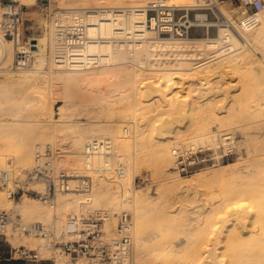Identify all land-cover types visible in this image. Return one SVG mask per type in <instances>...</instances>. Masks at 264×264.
Here are the masks:
<instances>
[{
  "label": "bare ground",
  "instance_id": "1",
  "mask_svg": "<svg viewBox=\"0 0 264 264\" xmlns=\"http://www.w3.org/2000/svg\"><path fill=\"white\" fill-rule=\"evenodd\" d=\"M32 1H35V0H32ZM152 1H157V0H93V2L91 0H74L71 4L70 3L68 4V2H67V4H65L66 6L63 8V12L60 11V14H59L61 19L59 20V18H58L59 16L58 17L56 16L58 18V22L54 21L55 23H53V26L51 28V29H53L52 30L53 31V37H52L51 53H50V55L53 56L51 58V60L53 59V61L50 63L51 69H52V75H51L50 79L48 80V82L46 79H45L46 81L43 80L44 83L41 82L44 85L43 87H46V88L48 87L51 89L52 87L56 86V84H55L56 82L58 84H60L61 89L63 90V93L60 95L58 94V96L56 93H55L56 95L55 94L54 95H55V97L57 96L59 100L63 101L65 103L66 107L67 106L70 107V108L67 107V109L68 108L71 109V106L76 105V102L78 100H80L79 99L80 93L82 94V96H84V94L86 93L85 92L86 90L83 89V86L85 88V84H86L85 82H87V81L92 82L94 80L96 81L97 78L100 80L102 78V74H104L105 76L110 75L112 77L113 76L116 77V78L113 77L114 81H115V79H118L120 82L117 81L118 82L117 83L116 81L114 82L112 80L113 82L112 81L111 82L113 83V86H115L116 89H119L122 86V88H124L127 91L123 92V94H120L119 96L117 95L118 100H119V101L118 100L117 101H118V103L121 102L120 103L121 106H119L118 103H116V106L118 104L117 107H120L119 111L122 110L121 112H118V113L115 112L117 110L116 108L113 109L114 108L113 103H115V102L112 103V101L109 100V99H112L109 96H112L113 94L112 95L108 94V96L105 97L107 92H106V94L104 92H102L105 95L104 97L107 99L105 101V99H103V95L101 94L104 102L101 101L103 103L100 102L101 105L99 103L100 106L96 107L95 113L99 114V115L95 114L94 116H92V119L89 120L90 123L87 122L88 125H86L87 127L86 126L85 127L87 128L89 133L87 131L86 136H84L81 132H79L80 128L79 129L77 128L79 130L78 132H76L72 136H69L68 138H65V136H62L59 133L60 132L59 129H58L59 131L58 130H51L52 129V128L50 129L51 126L48 127L47 125H46L48 127V128L46 127L47 129H43V127H45L43 125V127L40 130H38V132L41 130L42 131L40 132L39 135H36V137H34V138H37L36 140L34 138H30V137H29L30 138L29 139L28 138L29 134L28 135L23 134L22 135L23 139H21L22 143H20V145H22V147H20L21 148L20 151L18 153H16V151L14 150L15 153L13 151H11L12 153L10 152L9 154L13 155V153H14V155H15L14 157H18V159L21 160V163L25 162V166L22 164L25 168L28 164H29L28 167H30V165H32V161L34 160L35 148L37 147V145H36L37 143H45V141H47V142L50 141L48 143H51L54 146H56V144L59 141V144H57V145L61 146L60 141L62 140L63 144L65 141L66 142L69 141L68 143L70 145H67V146L70 147L71 151L66 152L63 150L64 155L62 156V158H60L61 159L60 162L62 163L61 166L65 163V160L67 158L66 156H70V157L74 158L73 162H75V165H74L75 167H73L71 165V162H68V160H66V164L67 163L70 164L67 167H69V169L73 173L80 175L83 172V171L82 172H80V171L84 167L83 166L84 162H82V159H81V158L84 159V157H83L84 154H83L82 148H84V145L89 140L110 138V139H113V141L115 142L114 139L118 138L119 141H117V144L120 146L121 149H124L126 147L129 148L128 147L130 145L129 141L127 139H125V137H122L120 134H124L123 136H125V134H126V136H128V138L132 137L131 134H133L134 131L133 132L131 131V129H132V125H131L132 122L131 121H136V120L142 119V122H145V124H146V130L147 129L150 130L151 128L152 129L157 128L158 122L160 121L159 118L163 115L168 114L169 111L179 112V109L176 107L175 101H173L174 99L172 100V98H174L175 95L171 96L169 98V100L167 101L170 109H168L167 111L164 112L163 110L160 111L162 108L160 110H158L160 108L161 101L163 102V100H162L163 96L157 95L160 98L156 97V99H155L152 97L150 100H147L148 99L147 96L149 94L150 95L153 94V93L149 92V94L146 96L147 102H142L141 101L142 98H140L139 96L141 94L145 95L143 90H145V89L148 91L153 90L154 92H161V94H162V93H164V91L161 88L172 87V86H174L172 83L173 81L178 80V78L179 79L182 78V81L188 80V82L190 83L189 84L187 82L189 92L193 93L195 91V92H198L197 94L200 97L204 98L206 96L205 98H208L209 92H211L213 89H212V87H208V86L206 87L205 86L209 83L208 81H206V75L205 74L208 73L210 75L211 74L210 72H212L215 69H220L221 71H224V69L226 67H233V69L235 68L236 72H238L241 70L240 66H244L242 64H246L247 61L251 59V58L249 59V55L251 54V56H253L251 53L253 50H251V52H249L250 54L248 55L249 49H246L247 47L244 46L246 44L242 45V43L236 38V36L233 35V32H230V30L228 28H221L220 32H219V34H220L219 37L214 38V39L190 38V37L189 38H183V39H180V38L179 39H177V38L176 39H172V38L171 39L170 38L169 39H163L161 37V35H159L158 33H153L152 31H150V28L148 27L147 5L149 2H152ZM90 2H92V4L94 3V5L91 6L92 4ZM195 2H197V0H195ZM201 2L203 3L202 0H200V4H201ZM198 3H196V4H198ZM28 4H29L28 2H26L24 0L22 1V5H28ZM167 5L178 7V5L176 4V1H174V0L168 1ZM202 5L203 4H201V6ZM57 15H58V13H57ZM255 15L260 20L259 26L254 30L244 31L243 35L245 37V40L248 42V44L252 43L253 47L255 46V48L260 49V47L262 45H264V8L260 9V11ZM154 26H155V23H153V27ZM33 40L36 43H35V45H33L32 54H42V53L44 54V51H43L44 48H43L40 40H38V39H33ZM261 49H262V47H261ZM254 51H255V49H254ZM263 53H264V51H263ZM43 56L45 57V55H43ZM14 57L15 56H14V50L12 47V41H8V40H5L3 37H0V63H3V64L7 63L8 64V62L10 63V61L11 62L13 61ZM41 59L43 60L42 61L43 63L45 61H47V60L43 59L42 56H41ZM39 62H41V60ZM42 62H41V65H43ZM250 64L252 65V63H250ZM258 64L260 65L261 63H258ZM262 64H263V62H262ZM25 69H27V68H25ZM25 69H20V70H25ZM247 69H249V68H247ZM220 70H219V73H220ZM257 71L259 72L258 69H257ZM28 72H30V71H28ZM100 72H102V73H100ZM139 72H144V73L138 74ZM151 72L152 73L157 72V75H158V73L159 74L161 73L162 74L161 78L163 77L164 81L159 79L157 84L154 86V85H149V84L155 82V80H151L154 82L150 81L151 83L149 82V84L146 85L147 82L146 83L144 82L146 77H144V79L142 77L147 76V74L151 73ZM232 72H234V71H232ZM260 72H261L260 73V75H261L260 80L262 79L261 80V82H262L264 80V64L260 65ZM21 73H23V72L21 71ZM217 73H218V71H216V73L214 72V75ZM222 73H224V72H222ZM247 73H249V72H247ZM26 74H27V72L23 73L24 76L21 77V79H20L21 81H20L19 85L15 86L13 89L11 88L12 89L11 93L16 94V95L12 94L13 97H12V99L10 98L12 100V102L10 101L11 103L14 102L13 99L16 100V98L20 97V95L22 97V95H23L22 93L27 94V92H28V94H29V92H31L32 90H34V89L36 90L39 82L37 83L36 81H34L35 79H31V75L27 76V75H29V73L27 75ZM151 74H150V76H151ZM251 74L252 73H250V75ZM203 75H205L204 78L202 77ZM214 75H213V77H214ZM222 75H224V74H222ZM99 76L101 78H99ZM105 76H103V77H105ZM110 76H108V77L110 78ZM225 76H227V75H224V77ZM138 77H140V80H141L140 82L138 81ZM155 77H156V74H155ZM245 77H247V78H245ZM245 77L243 76L242 78L240 77L238 79L242 80L243 78H245V80L247 79V81L249 82L248 79H250V78L252 79L253 74H252V76H249L250 78L248 77V74ZM32 78H34V77H32ZM109 78H106V80H108ZM219 78H220V76H219ZM102 79L104 80V78H102ZM148 79L149 78H147L146 80H148ZM198 79H199V83H200L202 88L196 87V85H197L196 81ZM26 80H31V81L25 82ZM103 80H100V82H103ZM110 80H111V78H110ZM258 80H259V78H258ZM258 80H256L257 83H261L260 80H259V82H258ZM256 81H254V83L251 81V83L255 84ZM104 82H106V81L104 80ZM228 82H230V81H228ZM36 83H37V86L35 85ZM107 83L109 84L110 82H107ZM214 83L216 84V82H214ZM237 83H238V81H237ZM31 84H32V86H29ZM91 84H98V83L94 82ZM210 84L211 83H209V86H210ZM179 85L181 86V82ZM41 86H42V84H41ZM113 86H110L109 89H111V91L113 93H115V92L117 93V91H119V90H115V88H114V90H115V92H114L113 89L111 88ZM218 86H219V84H218ZM214 87H215V85H214ZM216 87H217V84H216ZM263 87H264V81H263ZM38 88H40V85ZM38 88L36 91L39 90V92H40V89H38ZM142 88H143V90H142ZM219 88L217 90H219ZM223 88L224 87H222V89ZM258 88L260 89V91L263 95L264 94L262 92L263 88L261 86ZM29 89H30V91H29ZM168 89H170V88H168ZM42 90H44V88ZM146 90H145V92H147ZM167 90H165V91H167ZM181 90H183V88ZM220 90H221V88H220ZM36 91L34 93H37ZM50 92H51V90H50ZM83 92H85V93L83 94ZM121 92L122 91H120V93ZM189 92H188V94L190 95ZM219 92H221V91H219ZM32 93H33V91H32ZM75 93L77 96H75ZM180 93H182V91ZM155 94H157V93H154V95ZM257 94H258V92H257ZM260 94L257 96V98H255L256 101L258 100V97L260 96ZM17 95H18V97H16ZM98 95H100V94H98ZM150 95H149V98H150ZM212 95H213V93H212ZM10 96H11V94H10ZM108 97H109V99H108ZM112 97H114V96H112ZM117 97L116 98L114 97V100L117 99ZM75 98L78 100H76ZM100 98H99V100H100ZM6 99H5V101L9 100V99H7V100ZM84 99H85L84 97L83 98L81 97V100H84ZM144 99H145V97H144ZM261 99L263 100L264 97H262ZM259 100H258V103H259ZM164 101H166V100H164ZM194 101L195 100H193V102ZM8 102L9 101H7L6 104ZM40 103L41 102H38V104H40ZM211 103L212 102L208 101L207 103H203V104L201 102L198 105H196L195 103H194V105H193V103H192V105L190 104V111L188 113L189 117L191 118L190 123H191V126H193V127L195 126V128L197 126V128H196L197 130L194 128L197 134L193 133L194 135L191 136V139H193V140L191 142H186V143L187 144L191 143L194 146H195V144H197L196 146H198L199 143L202 145H206V146L208 144L210 146V149L215 151V153H213L214 154L213 155L214 156L213 157L214 162L217 163V165H219V164L221 165L223 163L224 157H223V155L220 154V151H219L220 150V147H219L220 143L217 139L218 137L216 138V134L213 135L214 132L211 133L210 129L212 127H208V126L211 125L213 122H219L220 121V122H222V127H223L224 126L223 122L226 119V117L228 116L227 113H229V115H230L229 109H230V107L232 108V106H230L227 109V111H228V112L226 111L227 116H225L224 118L223 117L219 118L213 112L212 107H214V106H212ZM3 104L5 105V107L7 106L5 103H3ZM3 104L1 103V105H3ZM9 104H8V106H10ZM255 104H252V107L251 106H249V107L253 108V107L257 106ZM1 105H0V107H2ZM253 105H255V106H253ZM15 106H16L15 103H13V106L11 105L12 108L8 107V109H11V111L13 110V112L11 113L13 116L10 114L11 111L9 113H7V115L9 114V116L11 115V117H14L13 121L15 122V124L18 123V126L17 125L16 126L18 128H20L19 126H22L23 122L21 123L20 122L21 118L19 119L18 117L23 116L25 118V116H24V114L26 113L25 111H27V109H30V108L27 106L26 109L24 107L20 111V109L17 107H16V109L13 108ZM34 106H33V109H35L36 107H39V108L44 107L46 109V107H47L46 103H42V104H40V106L37 105L35 108H34ZM62 107H63V105L60 107V110L61 109L63 110L66 108V107L65 108H62ZM77 107H76V109H77ZM262 107H264V105ZM262 107H259V108H261V113L257 107V110H259V112L257 110H255L258 112L256 114V116L257 115L262 116V114L264 113V112L262 113V110H263ZM39 108L35 109L36 112L40 111ZM44 108H42L43 110H41V111H44L45 110ZM0 110H1V108H0ZM2 110L3 111H1L0 114L4 113L3 115H5V113L9 111V110H7V107H6V109H3V107H2ZM4 111H6V112H4ZM97 111L100 113H98ZM141 111H142V116H138V114L141 115V113H139ZM23 112H25V113L23 114ZM62 113H64V112H62ZM62 113H61V115H63ZM115 113H116V115H115ZM180 113L182 114V111H180ZM28 114L29 113H27L25 119L27 120L28 119L27 117H29V116L31 117L30 119H32L31 114H33V112L30 113V115H28ZM38 114H41V113H38ZM65 114H66V112H65ZM253 114H254L253 112H252V114H250L251 118L253 117ZM155 115L159 116V118L155 119L154 118ZM16 116H18V117H16ZM259 118L260 117H258V119L257 118L256 119L259 120ZM5 120H8V119H5ZM30 122H28L27 124L29 125ZM136 122H138V121H136ZM19 123H21V125H19ZM260 124L261 123H259L258 125L260 126ZM263 125L261 124V126H263ZM6 126L8 127L10 125L9 124L0 125V129L3 130V127L6 129ZM26 126L27 125H25V127ZM33 126H35V125H33ZM11 127L9 129H11ZM29 127H30V125H29ZM31 128H32V125H31ZM35 128H33L32 130H34ZM39 128L40 127H38L37 129H39ZM124 128H127V130L126 129L124 130ZM27 129H29V128H27ZM232 129L233 128L230 127L226 130L227 131L225 133L226 137L224 139H222L223 138V137H221L222 135L219 136V138L222 139L223 144L225 143V141L227 142L228 140L234 139L235 133ZM257 129L258 130L261 129V130H259V132H256L257 130H255L256 134H255V132L254 133L251 132V133H253V135H251V136L249 135V137L247 139V141L249 143L248 146L250 148L248 157L250 159L248 162L246 161L248 164H246L245 167L243 166L245 168L246 175L249 177H254V179L252 181H249V182H242V184L238 187L236 185H232L233 188H232V186H230L229 189L223 190L220 194L221 199H222L220 201L222 203L220 201H219L220 203L219 202L217 203V204H220L219 205L220 207H222L221 211L224 210V212L227 213L226 215H228L229 217L226 216L227 218H225L223 216L225 214L224 213L223 215H221L222 218H220L219 220L215 219L216 221L214 223H211L212 222L211 219L207 218V226L209 225V228L207 229L208 233L207 232H205L207 234L202 233L204 231L200 230L201 231L200 233L203 234V235L200 234L201 235L200 238H199L198 233H197L198 237L192 236L189 233V231H191V229H189V227H187L189 230L186 227L184 229H182V234L186 231V229L188 230L189 234H187V235H189V238H190L189 242L186 240L187 244L184 245L185 246L184 249L188 250L187 253L189 255H187V256L193 257L190 261L185 260L186 262L189 261V263H187V264H264V178L262 177L264 175V151H263L264 148H263V150L261 149L264 146V128L258 127ZM32 130H31V132H32ZM179 130H177V131H179ZM38 132L37 131L32 132V135L34 136ZM138 132L139 131H137V133ZM33 133H35V134H33ZM143 134L145 135V133H143ZM141 135H142V133H141ZM174 135L176 136V134H174ZM244 135H245V133H244ZM247 135L248 134H246V136ZM30 136H31V133H30ZM136 136L139 138H137ZM136 136H135L136 137L135 139L137 141H140V145L142 143V145H143L142 148H143L144 147V143H143L144 139L143 138L145 136L144 137L141 136V137H143L142 139L140 138L139 135H136ZM175 136H174V138L176 139V137L178 135L176 137ZM178 139L179 138H177V140H175V141L177 143H181L180 140H178ZM23 140H25L24 144H23ZM36 141H38V142L36 143ZM222 141H221V143H222ZM12 142L13 141H8L7 144L11 143V147H12V145H14V144H12ZM168 143H170V142H168ZM170 144H168L169 147L172 146ZM225 144H227V143H225ZM227 145H225V146H227ZM245 145L247 147V144H245ZM60 146H59V148H60ZM153 146H155V144ZM155 147L156 148H155L154 157H155L156 163L159 165L160 168H162V167H165V168L168 167L169 168L166 170V177L167 178L165 181L166 182H168L169 180L173 181V182L176 181L179 185L180 184L181 185L186 184L187 181H185V182L182 181L183 177H180L179 175H177L176 172H175L176 174L174 175V171L171 170L172 165L174 164V154H176L174 152V150L171 151V148H169L167 146V144L164 143V141L162 143L157 144V146H155ZM9 148L10 147H8V149ZM207 148H209V147H207ZM249 148H247V150ZM60 149H62V148H60ZM153 150H154V147H153ZM172 152H173V154H172ZM153 153H154V151H153ZM0 154L3 155L1 152H0ZM63 157L64 158L66 157L65 160ZM96 158H99V159L104 158V162H105L104 166L105 167L104 166L102 167L101 165L99 167H97V166L95 167L94 164L97 161ZM123 158H124L123 154L119 153V150H117L116 147H115L114 154L112 156H95L92 158H88L90 161H86L87 164H85V167L83 168V170L87 166L88 167L91 166L90 168L92 169V172L94 171V173H92V174L95 175V178H94L95 179V186L93 187L94 189H93L92 193H90V196H91L90 199H92V200L86 201L85 197H82L80 199V197L76 194H64L63 195L64 197L65 196H73V197H66V199L61 201V204L63 203L61 205V208L67 209L69 207V208H79L80 209V208H83L84 207L83 205L86 203H90L93 207H95V205H97V204H104L106 206L110 205L111 207L116 206V210L120 209V207L126 208L129 205L128 204L129 200L132 197V192H133L132 183H134L133 182V179H134L133 176H135V175L131 176L132 173L130 174L128 171H126L127 173H129L128 175L126 174L125 171L122 172L121 177L122 178L124 177L123 180L125 181V183L124 182H121L122 184L118 183L121 186L123 185V188H121L122 191L119 188L121 186H119V187L113 186L114 179H113V181H110L109 179H107V181H106V178L107 177L109 178V176H108L109 174L107 175L106 178H104V175H106V172H108V167H109V169L111 168L110 166L114 167L116 160H122ZM15 159L17 161L16 165H18V164L20 165L21 164V163H19L20 160H18L17 158H15ZM3 160H5V159H3ZM8 160H10V159H8ZM6 163H7V161H6ZM33 163H34V161H33ZM245 163L243 162L244 165H245ZM4 164H5V161H4ZM108 165H110V166H108ZM21 169H23V168H21ZM102 171L105 172L104 175L101 173ZM235 171L237 172L236 169H233V170L230 169V177L232 175L236 176ZM242 172H238V173H242ZM125 174H126V177H128V178L125 177ZM110 176H112V175H110ZM208 176L209 175L206 172L199 173L198 175H196V177L194 176V178L191 179L192 185H195L198 182L205 181L208 179L207 182L208 183L210 182L208 185H210V184L213 185L214 183L215 184L218 183L217 186L220 185L219 187L223 188V186H225L226 183L231 182L233 180L232 178H234V180L237 179V176L236 177L233 176L231 178L228 177L229 178L228 179L225 175V172L221 171V170H214L211 177H208ZM121 177L119 179H122ZM119 179H117V180H119ZM125 179H127V180H125ZM116 183L117 182H115V184ZM2 194L3 193H1V195H0V207L6 206L7 209L10 207H13L12 203H10L9 201H6V198L3 196L4 194L3 195ZM6 195L7 194H5V196ZM133 196H134L133 200L136 202L135 203L136 218H139L142 207L144 206L143 205L141 207V205L143 203L147 202V200L145 199L146 196L143 197V196H140L137 194L133 195ZM23 198H22L21 202L14 203V206H15L16 211L19 214H22L24 225H31V224L38 222L37 220L43 221V219H45V221H47L49 219L48 221H51V226H53V224L55 227H59L58 225H61V222H60V224L58 223L60 221V220H58V218H56V219L52 218V216H53L52 210L47 211V210H44V208L41 209L42 205L40 204L39 200L31 198L30 199L31 201H30V200H28L29 198L28 199L25 198L24 200H23ZM238 199H240V201H236ZM7 200H9V199H7ZM132 203H134V202H132ZM85 206H87V205H85ZM171 206L173 207V205H171ZM59 208H60V205H59ZM84 208H86V207H84ZM167 208H169V207H167ZM83 209H82V211H85ZM89 209H91V208H89ZM91 211H93V209ZM112 213H111V215L114 214V213L113 214ZM85 216H88V214ZM110 217L109 218L113 221L114 220V219H112L113 216H110ZM115 219H116V217H115ZM109 222H108V224L106 223V225L111 226V224H109ZM113 223L114 222H112V224ZM228 223H230V224H228ZM210 224H212V225L210 226ZM53 229H54V227H53ZM106 229H111V227H108ZM114 230H116V229H114ZM56 231H59V230L56 228ZM111 231L112 230H110L109 232H111ZM109 232H108V234H109ZM180 232H181V230H180ZM111 233L114 234V232H111ZM111 233H110V235H113ZM186 233H184V234H186ZM14 234L12 236H14ZM68 236L70 238H74V236L72 234H68ZM190 236H192V238ZM23 237H25V236H23ZM18 238H20V236L18 237V235H17L15 240H18ZM26 238L27 237L21 238V240L24 241V239H26ZM195 238H197V239H195ZM46 240L48 241V239H46ZM28 241H30V240H27V242ZM31 241H32V239H31ZM47 241L41 239L39 241L40 243L38 241H37L38 243L36 242L37 245L39 244L38 246L40 248V253L42 255H44V254L46 255L48 253ZM49 241H50V239H49ZM179 241H180V239H179ZM183 242H184V239H182L180 242H178L177 246L181 247ZM15 243L17 245L20 244V242L17 243V241L16 242L14 241V244ZM137 250H138V252L137 253L135 252V255H137V256L134 255V257H136V258H138L139 256H141L143 254V253L141 254L139 249H137ZM143 256L145 257V255H143ZM143 256H141V257H143ZM136 258H135V260H136ZM139 259L140 258L137 259V261H136L137 263L139 262ZM139 264H142L141 259H140Z\"/></svg>",
  "mask_w": 264,
  "mask_h": 264
},
{
  "label": "rangeland",
  "instance_id": "2",
  "mask_svg": "<svg viewBox=\"0 0 264 264\" xmlns=\"http://www.w3.org/2000/svg\"><path fill=\"white\" fill-rule=\"evenodd\" d=\"M6 1L7 2L14 1L17 4L23 6V8H24L25 25H24V31H23V44L29 43V42H31L33 44L34 43L33 39H38L42 43V46L44 48V50H43L44 54L43 53L42 54H33V61H32V64L30 65V67H28L25 70H20L17 67V52L20 48L14 42H12V47H13L14 56H15L13 61L12 62L10 61V63L8 62V64L7 63H5V64L0 63V101H1L0 105H1V103L6 104V102L9 101L6 104L7 110H9V111L8 112L4 111V112H6L5 115H3L4 113L0 114V125H3V124H9L10 125L8 127L6 126V129L4 127H3V130L0 129V152L3 154V155L0 154V156H1L0 162H1L2 166H7V163L9 161L14 162L16 165L17 161L15 158L18 159V157H14L15 156L14 150L16 151V153H18L20 151V149H21L20 147H22V145H20V143H22L21 139H23L22 135L23 134H25V135L29 134L28 138L29 137L34 138V137H36V135L40 134V132L42 130L39 132H38V130H40L43 127V125L45 126V127H43V129H47L49 126H51L50 129L52 128L51 130H58L59 129L60 130L59 133L62 136H65V138L72 136L73 134H75L79 130H80L79 132H81L84 136H86L87 131H88L86 128L87 127L86 125H88L87 122L90 123L89 120L92 119V116H94L96 114L95 113L96 107L100 106L101 103L104 102L103 99H105V101H106L107 98H105V97H107L108 94L109 95L113 94L112 96H114L116 98L117 95L119 96L120 94H123V92L127 91L124 88H122V86L119 89H116V87L113 86L112 82L114 81V78H116V77L113 76L114 77L113 78L110 75L105 76L104 74H102V78H104V80L106 82H104V80L100 77L101 75L99 76V78H101L100 80H103V82H100V80L98 78L96 79V81L94 80L92 82H90V81L85 82L86 83L85 88L83 86V89L86 90L85 91L86 93L83 92V94L85 93L84 96H82V94L80 93V98H79L80 100H81V97L82 98L84 97L85 99L80 101V100L76 99L77 98L76 97L75 99L78 100L76 102V105L71 106V109H69L70 107L67 106V107H69L67 109V107L65 106V103L63 101L59 100L57 97L58 94L60 95L63 93V90L61 89V85L56 82L55 83L56 86L52 87L51 89L48 87L46 88V87H43L44 86L43 80L46 79L48 82V80L50 79V77L52 75V69H51L50 63L53 61V59L51 60V58L53 56H51L50 53H51V43H52V37H53V31L52 30L53 29H51V28L53 26V23H55L54 21L58 22V18H59V20L61 19L59 14H60V11L63 12V8L66 6L65 4H67V2H68V4L69 3L71 4L74 0H35V1L24 0V1L29 3L28 5H22L23 0H6ZM91 1L93 2V0H91ZM174 1H176V4L178 5V7L193 9V10H191L192 13H208L212 19L214 18V16L212 14L211 9H209V7L212 6L213 10L216 13H219V10H220L224 15H226L231 20V22L236 27V29L233 27L230 28L229 29L230 32H233V35L236 36V38L242 43V45L246 44L244 46L247 47L246 49H249L248 55L250 54L249 52H251V50H253L251 52L253 56H251V54L249 55V59L250 58L251 59L248 60L246 64H242L244 66H240L241 70L238 72H236V69L235 68L233 69V67H226L224 69V71H221L220 69H215L212 71L213 73L210 72L211 73L210 75L208 73L205 74L206 75V81L211 83L209 86V83L207 82L208 84L205 86L206 87L207 86L212 87V89H213L211 92H209L208 98H205L206 96L204 98L200 97L197 94L198 92H195V91L193 93L189 92V89H188V83L189 82H188V80L182 81V78L181 79L178 78V80L173 81L172 83L174 86H172V87L161 88L164 91V93H162V94H161V92H154L153 90L148 91L146 89L145 90L147 92H145V90H143V88H142V90L145 93V95L141 94L139 96L140 98H142L141 99L142 102H147V100H150L152 97L155 99H156V97L160 98L157 95L163 96L162 97L163 102L161 101L160 108L158 110H160L162 108L160 111L163 110L164 112L167 111L168 109H170L167 101L169 100V98L171 96L175 95V97L172 98V100L174 99L173 101H175L176 107L179 109V112L169 111L168 114L163 115L160 118H159V116L155 115L154 118L155 119L159 118L160 121L158 122L157 128H154V129L151 128L150 130L149 129L146 130V124H145V122H142V119L136 120L138 122L131 121L132 122L131 131L132 132L134 131L133 134H131L132 137L128 138V136H126V134H125V136H123L124 134H120L122 137H125V139H127L129 141V144H130L128 146L129 148L126 147L124 149H121L120 146L117 144V141H119L118 138L114 139L115 140L114 143L116 145L115 147L117 148V150H119V153L123 154L124 158L122 160H116L114 167L112 168V170H108V172H106V175H104L105 172H103V171L101 172L104 175V178H106L107 175L109 174L108 175L109 178L107 177L106 181H107V179H109L110 181H113V179H114V181L116 180L115 182H117L116 183L117 185L113 181L114 187L121 186L120 185V184H122L121 182L125 183V181L123 180L124 177L123 178L121 177L122 176L121 173L123 171H125V172L128 171L130 174L132 173L131 176L135 175V176H133L134 177V179H133L134 183H132V185H133L132 186V190H133L132 197L133 198L131 197V199L133 200L134 199L133 195L137 194V195H140L143 197L146 196L145 199L147 200V202L145 201L146 203H143L141 205V207L143 205L144 206L142 207L139 218H136V213H135V210H136L135 203L136 202L134 200L132 201L131 199L129 200V203H128L129 205L126 208L120 207V209H117V210H116V206L111 207L110 205L106 206L104 204H97V205H95V207H93L91 204H84L83 206L86 207V208L83 207L84 209L83 208H80V209L79 208H69V207L67 209L61 208V205L63 204V203L61 204V201L66 199V197H73V196H65L64 197L63 195H58L57 198L53 200V202H49V203H45L44 201L39 200L40 204L43 206V207L41 206V209L44 208V210H47V211L52 210L53 211L52 218L53 219L58 218V220H60L58 223L60 224V222H61V225H58L59 227H55L54 224H53V226H51V221H48L49 219L48 220L46 219L47 221H45V219H43V221L37 220L38 222H44L45 224H48V226L50 227V231H49V234L47 236L30 235L28 233L27 234L15 233L16 234L15 235L11 231V235L8 238L9 242H7L5 240V238H2L0 236V264H3L5 262H7V264H13L14 261L12 258L13 257L17 258V257H19V254H20V253L16 254V252L17 251L20 252V251H23L26 249L30 250L32 252V254H38L39 258L41 260H43L42 264H74V263H72L73 260H72V257L69 255V252H65V250H63L65 244L70 243L73 240V238H70L68 236V234L64 233V225H65L66 218L70 214H78L79 216L88 214V216H89V215L93 214L95 211L96 212H99V211L105 212L108 214L109 217L113 216L112 219H114L115 221L114 220L112 221L110 219L111 217L109 218L112 222H114L113 224L110 220H107V222H106L108 224V222L110 221L109 224H111V226L106 225L107 226L106 228L111 227V229H107V231L109 232L110 230H112L111 232H114V234L109 232V235H110V233L113 235L116 234V232H115V231H117V225L116 224H118V218H117L118 216L117 215H120L122 212H130L133 215L134 225H135L134 226V233H133L134 234L135 249L136 250L139 249L141 254L143 253L141 256L145 255V257L144 256L138 257L141 259L142 264H185V263L187 264L193 258L191 256H187V255H189L187 253L188 250L184 249L185 248L184 245L187 244L186 240L188 242L190 240L189 235H187V234L190 233L194 237L195 236L198 237V235H199V238H200V236L203 235L200 233L201 232L200 230L204 231L202 233H205L208 231L207 229L209 228V225L207 226V218L211 219V221H212L211 223H214L217 219L219 220L220 218H222L221 215H223L224 213L225 214L223 216L225 218H227L226 217V216H228V215H226L227 213L224 212V210H222L223 211L222 212L221 211L222 207L219 206L220 204H217L220 200H222L221 195H220L221 192L223 190L229 189V187L232 185H236L238 187L242 184V182H249V181H252L254 179V177H249L246 175L244 167L246 166V164H248L247 162L250 159L248 157L250 148L248 146L249 143L247 141L249 135L250 136L253 135L255 130H257L256 132H259V130H261V129L258 130L257 129L258 127L264 128L263 127L264 126L263 125L264 124V113H263L264 107H262L264 105V101H263L264 99L263 100L261 99L262 97H264V94L262 95L260 89L258 88L261 86L263 88L262 92L264 93V87H263V81L264 80L262 82H261L262 79L260 80V76H261L260 75V73H261L260 72V65L264 64V53H263L264 45L261 46L262 49H261V47H260V49H257V48H255V46L253 47L252 43L248 44V42L245 40V37L243 35V32L245 30H241L240 25H239L240 21L244 17V8H241L240 4L235 0L234 1L233 0H202L203 1V3L201 2V4H203L202 6L200 4V0L199 1L197 0V2H195V0H174ZM92 2H90V3L92 4ZM196 3H198V4H196ZM93 5H94V3L91 6H93ZM262 8H264V6H260L259 8L249 10V12L250 13L255 12V11L259 12L260 9H262ZM57 13H58V15H57ZM56 16L57 17L59 16V17L57 18ZM222 28H224V27H222ZM220 29L221 28H219V27H212L209 30L206 28H200V29L194 30L193 33L188 37H171L169 35H161V37L163 39H169V38L170 39L171 38L172 39H176V38L177 39H179V38L183 39V38H189V37L190 38L214 39V38L219 37ZM0 37H2L1 34H0ZM8 41H11V40L8 39ZM254 49H255V51H254ZM43 55H45V57ZM41 56L43 57V59H45L47 61H45L43 63ZM40 60L43 63V65H41V62H39ZM261 61L263 62V64ZM250 63H252V65ZM258 63H261V64L259 65ZM247 68H249V69H247ZM257 69L259 70V72L257 71ZM219 70H220V73H219ZM21 71L23 73H25V72H27V74L29 73V75H27V74L26 75L27 76L31 75V79H35L34 81H36L37 83L38 82L40 83V84L38 83V86H37V83L35 84L37 86V88L40 85V88H38V89H40V92H39V90L36 91L37 90V88H36V90L34 89L32 91H33V93L35 91L37 93L33 94L32 91L29 92V94L31 93L30 95L28 94V92H27L28 95L26 93H25L26 95L24 93H22L24 96L22 95V97H21V95H20V97H18V95H17L16 97H18V98H16V100L13 99V101H14L13 103H15V105H16L13 108L16 109V107H17L20 109V111L24 107L26 109L27 106L30 108V109H27L28 112L27 111H25L26 113L23 112V114L25 113L24 114L25 118H26L27 113H29L28 115H30V113H32V112L34 114V115L31 114L33 120L30 119L31 118L30 116L27 117L28 118L27 120L23 116L22 117L16 116L19 119L21 118V121H20L21 123L23 122L22 126H19L20 128H18L17 127L18 123L15 124V122L13 121L14 117H11V115H12L11 113L13 112V110L11 111V109H8V107H11V105L13 106V103H11L12 102L11 99L13 97L12 96L13 93H11V90L15 86L20 84V81H21L20 79L22 76H24L23 73H21ZM28 71H30V72H28ZM216 71H218V73L214 75V72L216 73ZM232 71H234V72H232ZM222 72H224V73H222ZM247 72H249V73H247ZM100 73H102V72H100ZM140 73L142 74L144 72H139L138 74H140ZM151 73H148L147 76L142 77L143 79H144V77H146L145 81H144L145 83L147 82L146 85H148L151 80H155V82L151 81L154 83L150 82L151 84H149V85H154V86L157 84L159 79L164 81V78L163 77L161 78V75H162L161 73L160 74L158 73V75H157V72H153L152 74ZM154 73L156 74V77H155ZM221 73L224 75H227V76L224 77V75H222ZM250 73L253 74L252 79L249 77V76H252V74L250 75ZM150 74H151V76H150ZM247 74H248V77L250 78V79H248L249 82L247 81V79L245 80V78H247V77H245V76H247ZM205 75H203L202 77L204 78ZM213 75H214V77H213ZM103 76H105L106 78H109L108 76H110L111 80H110V78L108 80H106V78ZM219 76H220V78H219ZM243 76L245 77V78H243L244 80L242 79L243 81L241 79L240 80L238 79L240 77L242 78ZM32 77H34V78H32ZM147 78H149V79L146 80ZM254 78L256 80H258V78H259L261 83H257V81ZM259 80H258V82H259ZM29 81H31V80H26L25 82H29ZM115 81L117 82L119 80L115 79ZM138 81L139 82L141 81L140 77H138ZM213 81L216 82L217 87ZM228 81H230V82H228ZM237 81H238V83H237ZM251 81L253 83H254V81H256V83L253 84V83H251ZM41 82H43V83H41ZM94 82L95 83L97 82L98 84H91ZM107 82H110L109 83L110 85ZM180 82H181V86L179 85ZM41 84H42V86H41ZM196 84H197L196 87L202 88L200 83H199V79L196 81ZM213 84L215 85V87ZM218 84H219V86H218ZM29 86H32V84ZM110 86H113L111 88L113 89L114 92H115V90H119V91H117L118 94L116 92H115L116 94L113 93L111 91V89H109ZM219 87L221 88V90ZM222 87H224V88L222 89ZM41 88L42 89L44 88L45 91L42 90ZM114 88H115V90H114ZM168 88H170V89H168ZM182 88L184 91L181 90ZM218 88H219V90H217ZM50 90H51V92H50ZM165 90H167V91H165ZM29 91H30V89H29ZM120 91H122V92L120 93ZM181 91H182V93H180ZM219 91H221V92H219ZM102 92H104L105 94L107 92L106 96ZM149 92L153 93V94H151L152 96L149 94ZM188 92L190 93V95L188 94ZM257 92H258V94H257ZM55 93L57 94V96H56L57 98L55 97V95H56ZM154 93H157V94H155L156 96L154 95ZM212 93H213V95H212ZM10 94H11V96H10ZM98 94H100V95H98ZM101 94L103 95V99H102ZM148 94L150 95V98H149ZM259 94L261 97L260 96H259L260 98L258 97V100L260 99L259 103H258V100L256 101L255 98H257V96ZM13 95H16V94L14 93ZM75 96H77L76 93H75ZM112 96H109L112 99H109V97H108V99L110 101H112V103L115 102V103H113L114 104L113 109L116 108L117 110L115 112H117V113L121 112L122 110L119 111L120 107H117L118 104H119V106H121L120 105L121 102L118 103V101H119L118 97H117V99L114 100V97H112ZM143 96L145 97V99ZM146 96L148 97L147 100H146ZM6 98L9 100H7ZM99 98H100V100H99ZM5 99L7 101H5ZM164 100H166V101H164ZM193 100H195V101L193 102ZM101 101H103V102H101ZM208 101L212 102L211 105L214 107H212V106L211 107H212L213 112L215 113V115L217 117H219V118L223 117L224 118L228 114V116L226 117V119L223 122V124H224L223 127H222V122H220V121L219 122H213L211 125L208 126V127H212L210 129L211 133L214 132L213 135L216 134V138L218 137L217 139L220 143V145H219L220 150L219 151H220V154L223 155V157H224L223 163L221 165L220 164L217 165V163L214 162V160H213L214 154L213 153H215V151L211 150L210 146L208 144L206 146V145H202L199 143L198 146H196L197 144H195V146H196L195 147L191 143L190 144L186 143V142H191L193 140V139H191V136L194 134H197L195 131L197 126L195 128V126L194 127L191 126V123H190L191 118L189 117V114H188L190 111V104L192 105V103H193V105H194V103H195L196 105H198L201 102L203 104V103H207ZM38 102H41L40 104L46 103V106H47L46 109L47 110L44 107H41V108L36 107L37 105L40 106V104H38ZM99 103H100V105H99ZM116 103H118L117 106H116ZM8 104L10 106H8ZM252 104H255L257 106L253 105V106H255V107H253L254 108L253 109V108H251ZM3 105H1L3 107V109H6L5 105L4 106ZM62 105H63L62 108L66 107L65 109H63L64 111L62 109L60 110V107ZM33 106H34V108L35 107L39 108L40 111L36 112V110H35L36 108L33 109ZM230 106H232V108ZM249 106H251V107H249ZM2 107H0L1 108L0 112L3 111ZM76 107H77V109H76ZM229 107H230V109H229L230 115H229V113H227L228 112L227 109ZM257 107L260 110V113H261V108H259V107H262V109H263L262 110V113H263L262 116L263 117L261 115L260 116L257 115L258 117L261 118V119L259 118V120H257L258 117L256 116V114L259 112V110H257ZM42 108H44L46 111L45 110L41 111V110H43ZM255 110H257L258 112ZM180 111H182V114L180 113ZM9 112L11 114L10 116H9V114L7 115V113H9ZM62 112H64V113H62ZM65 112H66V114H65ZM252 112L254 114H253V117L251 118L250 114H252ZM38 113H41V114H38ZM61 113L64 116L61 115ZM98 113H100V112H98ZM139 113H141V115L138 114V116H142V111ZM78 114L79 115L81 114V115L79 116ZM96 115H99V114H96ZM115 115H116V113H115ZM5 119H8V120H5ZM27 121L28 122L31 121L29 123L30 127L27 124L28 123ZM21 123H19V125H21ZM259 123H261L263 126H261V124L259 126L258 125ZM25 125H27V126L25 127ZM31 125H32V128H31ZM33 125H35V126H33ZM10 127H11V129H9ZM38 127H40V128L37 129ZM230 127L233 128L232 130L235 133L234 139L228 140L227 142L225 141V143H227L228 145L225 143L223 144L222 139H224L226 137L225 136V133L227 132L226 130ZM27 128H29V129H27ZM33 128H35V129L32 130ZM77 128L78 129L80 128V129L78 130ZM125 129L127 130V128H124V130ZM31 130H32V132L37 131L38 133L37 134L33 133V134H35L33 136ZM177 130H179V131H177ZM137 131H139L138 132L139 134L137 133ZM243 132L245 133V135ZM251 132H253V133H251ZM256 132H255V134H256ZM30 133H31V136H30ZM88 133H89V131H88ZM141 133H142V135H141ZM143 133H145V135ZM135 134L139 135V136L140 135L145 136V137L143 136L144 138L140 136L141 139L142 138L144 139L143 140V143H144L143 148H142V146H143L142 143L140 145V141H137L135 139L137 137ZM174 134H176V136L177 135L178 136L176 137ZM246 134H248V135L246 136ZM174 136L176 137V139L174 138ZM219 136H221L223 138L221 139V138H219ZM137 138H139V137H137ZM177 138H179L178 140H180L181 143H177L175 141V140H177ZM34 139L36 140L37 138H34ZM25 140H23V144H24ZM220 140L222 141V143ZM8 141H13L14 143L12 142V144H14V145H12V147H11V143L7 144ZM163 141H164V143L167 144L168 147H169L168 144L171 143L170 145H172V146L169 147V148H171V151H173L174 149L181 148V147L188 148L189 150H191V148H194L196 150L195 151L196 154H193L191 156V158H189V161H191L192 159H198L200 163L198 165L196 164V167L194 168V170L188 174L179 173L176 170V168H175L176 167V160H175L176 158L174 157V164L172 165L171 170L174 171V175L177 173V175H179L180 177H183L182 181H184V182L187 181L186 184H183V185L180 184L179 185L176 181H174V182L170 181V180L168 182L165 181L167 178L166 177V170L169 168L168 167L160 168L159 165L156 163L155 157H154L155 148H156L155 146H157V144H159V143H162ZM37 142L38 141H36V143ZM48 142H50V141H48ZM48 142L45 141V143H37V144L35 143V144L36 145L49 144ZM60 142H61L60 144L62 147L60 145L59 146H60V148H62V150L66 151V152L71 151L70 147L67 146V145H70L68 143L69 141L68 142L65 141L64 144H63L62 140ZM168 142H170V143H168ZM57 144H59V141ZM57 144H56V146L59 148V146ZM154 144H155V146H153ZM245 144H247V147ZM85 145H84V148H85ZM225 145H227V146H225ZM8 147H10V148L8 149ZM153 147H154V150H153ZM207 147H209V148H207ZM84 148H82L83 153H84ZM247 148H249V149L247 150ZM263 148H264V146L261 149L263 150ZM11 151L14 152L13 155L9 154ZM35 151H36V148H35ZM153 151H154V153H153ZM172 154H173V152H172ZM66 157H65L66 160H68V162H71V165L73 167H75L74 166L75 162H73L74 158H72L70 156H66ZM83 157H84V159L83 158H81V159H82V162H84L83 166L85 167L87 160H86V157L84 155H83ZM65 158H64V160H65ZM3 159H5V160H3ZM8 159H10V160H8ZM98 159L99 158H96L97 161L94 164L95 167L96 166L99 167L100 165L103 167L105 164L104 158L99 159V160ZM18 160H20V159H18ZM60 160H59V162H60ZM66 160L64 163L66 166L64 164L61 166L62 163L57 162V163H59L58 166L62 169L68 168V170H70L69 167H67L70 164L69 163L66 164ZM4 161H5V164H4ZM6 161H7V163H6ZM33 161H32V165L34 164ZM243 162L244 163L246 162L245 165L243 164ZM19 163H21V160ZM22 164L25 166V162L24 163L22 162L20 165L18 164L19 166L16 165L18 167V169H21V168L25 169V167ZM32 165H30V167ZM28 166H29V164L26 166V168ZM120 166L122 169L121 171L119 170ZM83 168L80 171V172L83 171L81 174H89L93 179L95 178V175L92 174V173H94V171L92 172V170H91V171L87 172L85 169L83 170ZM230 169H232V170L236 169L237 170V172L235 171L237 179L234 180V178H232L233 180L231 182L226 183L225 186H223V188L219 187L220 185L217 186L218 183L217 184L214 183L213 185H211V184L208 185L210 183V182L209 183L207 182L208 179L205 181L198 182L195 185H192L191 179L194 178V176L196 177V175H198L199 173H202V172L208 173V175H209L208 177H211L214 170H221V171L225 172V175L227 178L228 177L231 178L235 175H232L230 177ZM238 172H242V173H238ZM129 173L126 172L127 175ZM126 174H125V177H126ZM110 175H112V176H110ZM120 177L122 179H119ZM262 177L264 178V175ZM126 178H128V177H126ZM117 179H119V180H117ZM125 180H127V179H125ZM118 183H120V184H118ZM94 186H95V179L93 180V187ZM38 188H41V186H38ZM119 188L122 191L121 188H123V185ZM232 188H233V186H232ZM1 193L4 194V195L3 194L2 195L6 198V201H9L10 203H12L13 207L8 208L9 209L8 210L6 206H4V207L1 206L0 212L4 211V210L14 211L18 215V218L21 219L23 222L22 214H19L16 211L15 206H14V203H16V202L18 203V202L22 201L21 196L18 197L16 199V201H14L12 198H9L8 195L5 196L6 193L4 191L2 192V190H0V195H1ZM79 197H80V199L82 198V196H79ZM89 197L91 198V196H89ZM25 198H27V199L29 198L28 200L31 199L30 197L25 196L23 198V200ZM7 199H9V200H7ZM131 201L134 203H132ZM236 201H240V199H238ZM59 205H60V208H59ZM85 205H87V206H85ZM171 205H173V207ZM166 206L169 208H167ZM89 208H91V209H89ZM82 209L85 211H82ZM92 209H93V211H91ZM111 213L113 215H111ZM115 217H116V219H115ZM38 222H36V223H38ZM230 223H228V224H230ZM211 225L212 224H210V226ZM53 227L55 230L53 229ZM185 227L186 228L189 227V229H191V231H189V233H188L189 229L187 228L188 230L186 229V231L184 232V233H186V232L187 233L186 234L183 233L184 234L183 235L182 229H184ZM56 228L59 231H56ZM114 229H116V230H114ZM180 230H181V232H180ZM197 233H198V235H197ZM207 233H205V234H207ZM13 234H14V236H12ZM17 235H18V237L20 236V238H18V240H15ZM22 235L27 237V238L29 237V238L28 239L26 238L23 241V240H21V238H25V237H23ZM113 235H111V236H113ZM192 236H190V237L192 238ZM31 239H32V241H31ZM41 239L45 240V241H47L46 239H48V241H47L48 253L46 255L45 254L42 255L40 253V248L38 246L39 244L37 245V243ZM49 239H50V241H49ZM179 239H180V241L182 239H184V242H183L181 247L177 246L178 242H180ZM195 239H197V238H195ZM27 240H30V241L27 242ZM14 241L15 242L17 241V243L20 242V244H18V245L16 243L14 244ZM136 250H135V252L137 253L138 250L137 251ZM135 252H134V255H135ZM135 256H137V255H135ZM135 258L136 257H134V263L139 264L140 259H139V262L137 263L136 261L138 258H136V260H135ZM185 260L186 261L189 260V261L186 262Z\"/></svg>",
  "mask_w": 264,
  "mask_h": 264
},
{
  "label": "built area",
  "instance_id": "3",
  "mask_svg": "<svg viewBox=\"0 0 264 264\" xmlns=\"http://www.w3.org/2000/svg\"><path fill=\"white\" fill-rule=\"evenodd\" d=\"M169 0H157L147 5L148 27L153 33L169 35L171 37H188L194 30L200 28L210 29L235 28L231 20L220 10L216 13L211 9L214 18L208 13H192L189 8L168 6ZM234 1V0H233ZM241 8H244V17L239 25L242 30L256 29L260 20L249 10L264 6V0H235ZM153 23L155 26L153 27ZM25 16L23 6L16 2L0 0V34L5 40L10 39L17 46V67L25 69L30 67L33 61L31 42L23 44V31ZM115 151V143L112 139H91L84 148V156H112ZM191 148L174 149L176 158V170L179 173L188 174L194 170L198 159L189 158L196 154ZM64 155L62 149L53 144H39L36 147L34 164L25 169L18 167L9 161L7 166L0 162V190L4 191L14 201L18 197L28 196L32 199L53 202L58 195L76 194L91 201L90 193L93 191V180L89 174H75L71 170L58 166L60 158ZM87 164V162H86ZM110 166V165H108ZM107 166V167H108ZM88 167V166H87ZM85 168L87 172L92 169ZM108 170H112V166ZM120 171L121 166H120ZM122 175V173H121ZM38 186H42L38 188ZM90 204V203H86ZM117 231L114 236L108 234L106 222L109 216L105 212H94L89 216L70 214L67 216L64 233L74 236L70 243L65 244L63 250L69 252L74 264H134V219L130 212H122L118 215ZM12 233L47 236L50 231L48 224L38 222L24 225L14 211L0 212V236L9 242ZM19 257H13V264H42L38 254H32L30 250L17 251Z\"/></svg>",
  "mask_w": 264,
  "mask_h": 264
},
{
  "label": "trees",
  "instance_id": "4",
  "mask_svg": "<svg viewBox=\"0 0 264 264\" xmlns=\"http://www.w3.org/2000/svg\"><path fill=\"white\" fill-rule=\"evenodd\" d=\"M3 264H7V262L3 263Z\"/></svg>",
  "mask_w": 264,
  "mask_h": 264
},
{
  "label": "water",
  "instance_id": "5",
  "mask_svg": "<svg viewBox=\"0 0 264 264\" xmlns=\"http://www.w3.org/2000/svg\"><path fill=\"white\" fill-rule=\"evenodd\" d=\"M34 45H35V41H34V43H33Z\"/></svg>",
  "mask_w": 264,
  "mask_h": 264
}]
</instances>
